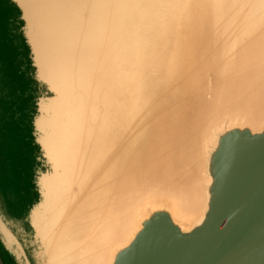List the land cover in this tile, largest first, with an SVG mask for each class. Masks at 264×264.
Segmentation results:
<instances>
[{
	"label": "bare ground",
	"instance_id": "obj_1",
	"mask_svg": "<svg viewBox=\"0 0 264 264\" xmlns=\"http://www.w3.org/2000/svg\"><path fill=\"white\" fill-rule=\"evenodd\" d=\"M15 1L22 8L26 20L25 31L32 48L38 79L54 94V97L42 98L39 104L40 115L36 120L38 140L52 172L40 178L42 201L31 214L36 234L54 252L52 264H113L116 254L127 247L142 228V221L140 222L137 216L142 215L151 206L170 209L175 223L183 222L186 228L181 227L187 230L186 232L191 231L193 224H201L208 209L209 188L212 184L209 165L218 143L217 132L227 122L239 120L238 117H250L258 122H234L228 126H250L255 132L264 129V0H215L217 7L220 4L227 8L225 14L230 17L229 23H234L242 29L243 38L237 47H217V41H212L209 45L210 51L214 46L217 47L212 57H220V64L217 69L212 70L211 77L217 82L219 71L225 72L229 67H236L238 64L230 73H235L240 81L234 94L225 95L223 103L213 101L214 104L206 105L197 117L194 113L190 116V123L184 125L181 130L184 141L186 136V142L191 145L190 153L183 155L180 148L178 155L182 154L179 158L181 160L175 168H165L164 156L150 162L152 173L157 167L158 169L151 175L149 185L142 191L149 190L148 197L142 195L143 193L138 195L139 192L123 194L118 187L113 188L114 181L96 190L88 187L87 192L84 182L85 185L82 184L81 188L86 198L78 206L77 203L73 205L76 208L68 217L71 222L62 227L58 221L67 218L65 209L70 202L66 201L65 194L72 185L74 168L78 167V162L82 160L86 165L91 159L101 157L105 153L108 155L107 147L113 144L111 137L118 140L120 136L119 128L123 126L119 118L124 114L121 107L125 109L122 95L126 94V99L128 94H132V88L129 87L128 91L122 94L119 79L125 78L127 83L132 81L133 73L130 68L133 62L132 56H129L126 60L128 71L123 74L119 68L122 60L117 48L120 41H127L128 32L122 16L127 14L134 21L137 20V16H140L137 8L141 0ZM167 1L171 3L168 18H172V24L179 15L181 20L186 16L189 19L191 9L197 5L195 0ZM148 5L154 13L157 10L161 12L165 3L162 0H151ZM144 10L145 14H148L146 7ZM213 15V28L218 27V38V35L222 36L224 29H227L228 21L226 16L223 23L220 21L224 14L221 18L217 12ZM160 20L158 26L153 23V28L157 27L163 32V18ZM166 21L168 22V19ZM97 55H100V58ZM100 62L104 67L100 76L111 88V96L102 99L101 104L106 107L107 112L99 126H95L93 120L89 127L81 107L86 98L82 91L83 79L88 65L97 66ZM224 74L228 78L229 74ZM236 78L231 79L230 86H235ZM212 97L215 98L214 94ZM217 99L220 97L217 96ZM236 99L242 108L233 111L229 106L236 104ZM129 104L128 102V119L125 120V126L128 127L134 123L129 117ZM84 123L85 147L92 150L94 147L96 151H93V154L85 147L82 150ZM199 126L201 137L196 135ZM73 127L78 134L79 155L78 150L73 147ZM91 137L95 141L94 146L89 147L88 140ZM167 160L173 162L171 157ZM160 168H163L162 171H159ZM192 171H196L198 176H191ZM107 180L108 175L104 181ZM79 217L85 220L78 224ZM76 231L82 237L81 243L66 249L63 240L70 232ZM6 240L11 244L13 237L8 234Z\"/></svg>",
	"mask_w": 264,
	"mask_h": 264
},
{
	"label": "rangeland",
	"instance_id": "obj_2",
	"mask_svg": "<svg viewBox=\"0 0 264 264\" xmlns=\"http://www.w3.org/2000/svg\"><path fill=\"white\" fill-rule=\"evenodd\" d=\"M150 1H139L137 13H140V16H137V20L134 21L127 14L122 16V20L125 21L124 24L126 23L128 33L127 41H120L117 48L122 60L119 68L123 74H126L128 71L126 60L129 56H132L133 63L130 69L133 73V79L127 83L125 78L119 77L122 88V91H120L122 94H125L129 87L132 88L130 91L132 94H128L126 99H124L126 94L122 95L125 109L121 107L124 110V114L120 115L119 118L123 126L119 128L120 136L118 140L115 137H111L113 144L111 146L109 144L107 147L109 149L108 155L105 153L101 157L91 159L86 165L84 160L78 162V167L74 168L75 173L73 174L72 185L65 194V199L70 202V205L65 209L67 218L63 220H69L68 217L71 216L73 209L84 202L86 194L81 188L84 182H86L85 189L87 192L89 191L88 187L95 188L96 190V188L104 187L114 181L115 185H113V188L116 189L118 187V190L123 194L126 192L130 194L139 192L138 195L143 193L142 195L148 197L149 190L142 191L149 185L152 178L151 175L158 169L157 167L155 172L152 173L150 162L158 160L159 156H164L163 158L166 162L165 168H170L171 166L175 168L177 166L176 164L181 160L179 159L181 155H186L191 150L190 143L186 142L187 137L185 136L184 141V135L181 132L184 125L190 123V116H193L194 113L197 117L199 111L210 103H223L226 98L225 95H230V93L231 95L234 94V90L238 88L240 80L236 78L235 73H230V70L233 71L235 66L229 67L225 71L230 75V77L228 75V78L222 70L218 72L217 82L214 81L213 76L211 77L212 70L214 68L217 69L219 67L217 65L220 64L218 60L220 57H212L215 55L214 52H216L217 47L221 45H226V47L240 46L238 42L243 38L241 36L242 29L234 23H229L230 17L225 14L226 7L220 4L217 7L215 0L213 2L210 0H195L197 5L191 9L189 19L186 16L181 20V16L179 15L176 22L172 24V18H168L171 3L167 0H162L165 5L161 8V12L157 10V12L155 11L153 13L149 9L150 6L148 3ZM4 6V2L0 1V57L6 59L7 51L4 47L5 45L9 44V50L10 42L13 46L14 42H17L19 46L22 44L23 47L24 43L20 33L14 30L15 27L18 30L19 26L14 24L15 27L12 30L9 23L10 13L15 16L16 12H10ZM145 7L146 10H149H147L148 14H145ZM215 12L218 13L220 18L224 14L220 19L222 23L225 16L228 21L227 29H224L223 35H218V38V27L216 29L213 28L214 22L211 18ZM162 18L165 28L163 32L157 27L153 28V23L158 26ZM167 19L168 22L166 21ZM131 38L133 42L135 40L134 43L130 41ZM215 40L217 41V47L214 46V49L211 48L210 51L209 45ZM234 43L235 45H233ZM10 53L11 55H15L13 50ZM97 56L100 58V55ZM22 57L24 59L28 58V49L26 47L24 48ZM10 61L11 63L8 64L9 69L10 67L14 69L16 66L15 56L10 58ZM103 69L104 67H102L101 62L97 66L95 64H89L85 78L83 79L82 91H84L86 98H84V104L82 103L81 107L89 127L93 120L95 121V126L101 123V119L104 118L107 112L106 107L101 104L102 99H108L111 96V88L100 76ZM9 74L13 76V70L9 71ZM232 78H236L234 81L235 86L233 87L230 86ZM9 81L10 85L8 87H14L13 80ZM26 81L25 79L21 80L18 85L26 87ZM213 94L215 98L212 97ZM41 95L43 97L54 96L50 91L48 93L41 92ZM217 96L220 99L216 100ZM128 102L132 105L131 107L129 104V117L134 121L130 127L128 125L125 126V120L128 119ZM232 105L229 106V109L233 111L242 108L238 100L236 104L234 103ZM238 119L237 121L227 122L217 134H221L225 130L230 129L228 125L234 122L250 121L252 124L258 122L257 119L253 121L250 117H238ZM223 123L224 120H222ZM219 125H221V122ZM201 134L199 126L196 135L201 137ZM72 135L73 147L78 150L77 155H79V141L75 127H73ZM82 136L81 146L83 150L86 136L85 123L83 124ZM67 137L69 139V136ZM94 141L93 137L88 140L89 147L94 146ZM182 143L183 145L181 146ZM180 148H182V154L178 155ZM86 149H88V152L90 150L92 154L93 151H96L94 147L93 150ZM88 155L90 156V153ZM168 157H171L173 162L167 160ZM86 166L87 174L85 175ZM162 169L160 168L159 171H162ZM49 171L51 172L52 169L49 168ZM107 175L108 180L105 182L104 179ZM191 176H198V173L192 171ZM163 183L165 184V181ZM75 204L76 206L73 207ZM152 209H154L152 206L148 207L142 215L137 216V219H143L142 216L147 215ZM79 219L80 222L78 224L85 220V218L82 220L79 217L77 221ZM63 220L60 219L58 221L61 227L71 222V220L68 222H64ZM79 230L80 225L77 231L79 232ZM77 231L74 233L70 232L63 240V245H65L66 249L74 248L75 245L81 243L82 237L78 235ZM19 234L24 238V244L27 245L25 252L32 264L53 263V259L55 258L54 252L46 242L38 237L35 231L24 232L19 230ZM7 263L14 264L12 260ZM22 264H25V260Z\"/></svg>",
	"mask_w": 264,
	"mask_h": 264
},
{
	"label": "water",
	"instance_id": "obj_3",
	"mask_svg": "<svg viewBox=\"0 0 264 264\" xmlns=\"http://www.w3.org/2000/svg\"><path fill=\"white\" fill-rule=\"evenodd\" d=\"M0 1L6 10L16 12L10 13L9 23L12 30L19 26L14 30L24 43L21 47L10 42L9 50V44L4 46L6 59L0 57V126L10 139L7 156L14 170L0 172V264L11 260L32 264L19 230L35 231L31 214L42 201L39 181L52 172L36 128L40 101L50 98L41 92L50 90L38 79L22 8L15 0ZM25 47L27 59L22 57ZM13 56L16 66L9 69ZM24 79L26 87L18 85ZM9 80L14 87H8ZM229 128L218 133L211 155L212 184L202 223L186 232L183 222L175 223L170 209L156 206L139 220L142 228L116 254L113 264H264V129ZM8 234L13 237L11 244Z\"/></svg>",
	"mask_w": 264,
	"mask_h": 264
},
{
	"label": "trees",
	"instance_id": "obj_4",
	"mask_svg": "<svg viewBox=\"0 0 264 264\" xmlns=\"http://www.w3.org/2000/svg\"><path fill=\"white\" fill-rule=\"evenodd\" d=\"M9 137L4 134L1 126H0V172L1 171H8L11 172V164H12V160L9 158L8 159V146H9ZM5 141H7L6 143H4ZM13 170V169H12ZM14 171V170H13ZM1 180V179H0ZM6 193V190H5Z\"/></svg>",
	"mask_w": 264,
	"mask_h": 264
}]
</instances>
